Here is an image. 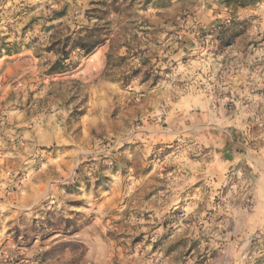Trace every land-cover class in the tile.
<instances>
[{"label":"rangeland","instance_id":"obj_1","mask_svg":"<svg viewBox=\"0 0 264 264\" xmlns=\"http://www.w3.org/2000/svg\"><path fill=\"white\" fill-rule=\"evenodd\" d=\"M7 239L0 264H264V0H0Z\"/></svg>","mask_w":264,"mask_h":264},{"label":"trees","instance_id":"obj_2","mask_svg":"<svg viewBox=\"0 0 264 264\" xmlns=\"http://www.w3.org/2000/svg\"><path fill=\"white\" fill-rule=\"evenodd\" d=\"M102 29H93V30H86L85 33H79L77 35L76 41H74V49H78L80 51H83L85 54H89L92 51H94L99 45L103 44L108 39V33H102ZM59 46V45H58ZM61 46V45H60ZM67 47L65 45H62L57 49V51H54L57 56H59V59L52 67V72L55 73H63L68 71L72 65L67 64L66 62L69 60V53L66 51ZM113 59V55H108V64H107V70L110 67Z\"/></svg>","mask_w":264,"mask_h":264},{"label":"crops","instance_id":"obj_3","mask_svg":"<svg viewBox=\"0 0 264 264\" xmlns=\"http://www.w3.org/2000/svg\"><path fill=\"white\" fill-rule=\"evenodd\" d=\"M233 155L234 154L229 155V153H225L224 157H222L223 158L222 162H220V163L216 162L215 163L216 165H214V166H218L219 165L218 167H220L222 170H225L226 168H229V165H228L229 163L230 164H234L236 161L240 160L238 158V156H233ZM15 247H16V245H15L14 241L12 239H7L4 242L3 246L0 247V256H1L2 253L3 254H8V253H12V252L15 253L16 252V248Z\"/></svg>","mask_w":264,"mask_h":264}]
</instances>
